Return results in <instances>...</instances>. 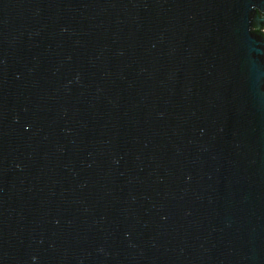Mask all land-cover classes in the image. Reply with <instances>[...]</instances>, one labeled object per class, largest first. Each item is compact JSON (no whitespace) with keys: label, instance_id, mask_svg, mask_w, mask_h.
Segmentation results:
<instances>
[{"label":"water","instance_id":"water-1","mask_svg":"<svg viewBox=\"0 0 264 264\" xmlns=\"http://www.w3.org/2000/svg\"><path fill=\"white\" fill-rule=\"evenodd\" d=\"M0 264H264V0H0Z\"/></svg>","mask_w":264,"mask_h":264}]
</instances>
